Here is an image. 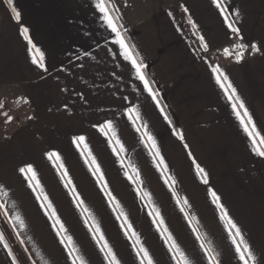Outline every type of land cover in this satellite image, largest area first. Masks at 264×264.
I'll use <instances>...</instances> for the list:
<instances>
[{
  "label": "crops",
  "instance_id": "crops-1",
  "mask_svg": "<svg viewBox=\"0 0 264 264\" xmlns=\"http://www.w3.org/2000/svg\"><path fill=\"white\" fill-rule=\"evenodd\" d=\"M113 3L119 11L112 15L120 17L116 23L143 62L156 100L119 54L115 34L99 21L92 0H13L19 21L0 0V104L10 95L27 108L0 136V264H109L107 249L101 251L105 241L119 264H148L141 248L152 264H209L210 257H216L213 264H242L229 238L235 231L221 219L209 189L240 227L257 264H264V157L253 153L234 101L216 83L220 73L227 76L264 136V0H221L239 33L213 0ZM21 25L43 52V69L32 63ZM108 121L112 128L101 132ZM76 136L85 137L80 148L72 143ZM89 151L106 191L85 163ZM48 152L60 160H50ZM160 158L164 163L157 167ZM27 164L39 187L36 181L29 187L19 172ZM41 188L65 231L54 228L41 207ZM153 208L162 227L153 224L155 213L149 216Z\"/></svg>",
  "mask_w": 264,
  "mask_h": 264
},
{
  "label": "snow or ice",
  "instance_id": "snow-or-ice-1",
  "mask_svg": "<svg viewBox=\"0 0 264 264\" xmlns=\"http://www.w3.org/2000/svg\"><path fill=\"white\" fill-rule=\"evenodd\" d=\"M8 6L11 9V14H12V19L19 21L21 19V14L20 12L16 9L15 6H13V0H7ZM213 3L220 8L221 10V15L224 16V22L227 24V26L231 29L233 33H239V29L236 28L233 23L229 22V17L228 15H225V12L227 11L226 8L221 7V0H213ZM92 6L94 9L100 13L98 19L99 21L103 22V25L106 26L107 29H110L111 33L115 34V38L113 40V43L115 45L119 46V54L123 57L125 61L130 62L131 67L135 70V75L136 78L143 83L144 90L147 91L151 96L153 100H156V94L152 91L151 87L149 86V81L147 80L145 74H144V64L142 61H138L136 58V55L133 54L132 48L128 45L126 42L124 35L120 31V28L123 27V25H117L116 21L120 19L119 16H113L112 12L116 11L118 12L119 9H117L113 3V0H92ZM189 23L191 24L192 21L189 20ZM193 27L195 25L193 24ZM20 35L23 37L25 41H27L28 44V52L32 54V63L33 64H38L40 68H44V54L43 52L33 43L32 39L29 37V29L26 26L21 25L19 29ZM201 42L203 45V38L201 37ZM205 48L207 47L206 45H203ZM238 47H244L243 45H239ZM252 50L257 51L256 45H252ZM224 54L229 55V50L226 48L224 49ZM237 61H239L240 56L239 54L237 55ZM213 72H219L218 68H213ZM223 80V82H222ZM228 78L227 76H224L223 73H220L219 75L216 76V83L224 89L225 94L228 96V99L230 101H234L232 103V109L233 113L236 115V118L239 120L241 127L243 128L244 132L248 135L251 143H252V151L255 153L257 156L264 157V136H262L257 130H256V125L252 121V117L249 115L248 110L245 108L244 103L241 101L240 97L236 93V89L231 85V83H228ZM158 105V102H157ZM243 110V115H241V111ZM129 111H134V109H129ZM162 111V110H161ZM165 120H167V116L164 117ZM11 119V117H9ZM112 128V123L111 121L106 122L105 124H102L99 126V130L101 132H104V129ZM115 135V133H113ZM147 135V133H146ZM148 140L152 142V148L155 150V155L157 157H160L159 150L156 149V143L152 139L151 135H148ZM85 141L84 136H76L73 137L72 143L76 145L77 148H80L81 144H83ZM117 144H119V140L116 141ZM87 145H85V148ZM121 151L123 150V147L121 146ZM47 157L51 160L53 157L56 158L57 161L60 160V156L58 153L55 152H48L46 153ZM90 161V170L92 171V174L97 177L98 183H103V174L101 173L100 166L99 164L96 163L95 158L92 156L91 152H88V159L85 161V163H89ZM164 161L162 158H160L159 164L157 167H160V165H163ZM60 168L63 169V164H60ZM19 172L22 175H25L26 179L29 180V187H33L32 181H36V187H39V181L36 180V172L34 171L33 167L31 164H27L23 167L19 168ZM30 174V175H29ZM125 176L128 177L129 180L132 179L131 176H128V173L125 172ZM197 175L201 176L203 183L208 184V179H207V174L204 172V169L201 168L199 165H197ZM67 177V172L65 171L63 173L62 178ZM137 179H139V175L137 173ZM71 184V180H68V183L65 185V187H68V185ZM35 191V188H33ZM102 190L106 191L107 190V184L103 183ZM41 196L43 198L44 203L41 204L42 208H46V214L50 213V218L54 221L53 227L55 228L57 225H59L60 231H65L64 225L60 222L59 217L56 215L55 210L53 209L52 203L48 200L47 195H43V189H40ZM71 194L74 195L75 201L77 203V206L80 207L83 204V201L80 200L79 194L76 193V189L73 187L70 190ZM209 192L212 196L213 203L216 205V207L220 210L221 212V219L227 220V227L230 230L235 231V236L232 235V232H229V238L232 240L233 245H235V251L238 256L239 261L242 262V264H249V261L252 262V264H257V260L255 255L250 249L249 244L244 240L242 234H241V229L240 227L237 226L235 222L228 216L227 211L224 209L223 205L220 202V197L211 189H209ZM145 196H147V193H144ZM41 196H37V199H41ZM107 196L109 200L112 203H115V198L112 197V194L110 192H107ZM187 203V201H185ZM85 211H87L85 209ZM183 211V209H181ZM153 213H155V218L153 219V224H158V228L162 227L164 224V221L162 218H160V212L158 209L153 208L152 212H149V216H152ZM121 216H124V214L121 212ZM118 219L120 217H117ZM124 221L125 224H127L128 230H131V224L127 223V217L124 216ZM87 224V220L85 221ZM121 227H124V224L121 225ZM95 228V234L99 235L100 241L104 240L103 235L100 232V227L98 224H94ZM164 233H167V229H163ZM60 233L58 232L57 235ZM132 235L136 237V243H139V237L136 236V233L133 232ZM236 237H240V243H237ZM95 238V235H94ZM69 244H71V237H67ZM167 240H171V235L169 234L167 236ZM61 243H64V240H61ZM241 244L243 245V251L241 250ZM203 247V245H201ZM107 249L108 251V256L105 257V259L109 260V264H119V261H117L116 257L114 254H112V251L110 248H108L107 242H104L103 248L101 251H104ZM178 250V249H177ZM140 252H143L144 258L148 260V264H152L151 258L148 256V252L141 248ZM139 255V253H137ZM247 254V255H245ZM69 255H72V252L70 251ZM183 255V254H181ZM109 257H111L109 259ZM216 260V257H210L209 264H213V261ZM73 264H77V260L73 259ZM80 264H84L83 260L80 261ZM141 264H143V260L141 261ZM183 264H188V261L185 259L183 261Z\"/></svg>",
  "mask_w": 264,
  "mask_h": 264
},
{
  "label": "rangeland",
  "instance_id": "rangeland-1",
  "mask_svg": "<svg viewBox=\"0 0 264 264\" xmlns=\"http://www.w3.org/2000/svg\"><path fill=\"white\" fill-rule=\"evenodd\" d=\"M8 97V98H7ZM4 97L5 100H2L3 103L0 104V136L3 134V131L11 127L14 119L18 117L19 119L22 118L23 112L27 111L26 107H22V105H15V100L12 96ZM17 108L19 109L17 111ZM11 117V119H9Z\"/></svg>",
  "mask_w": 264,
  "mask_h": 264
}]
</instances>
